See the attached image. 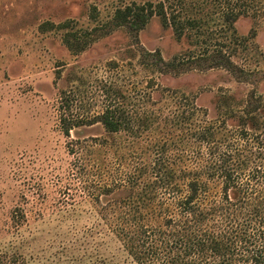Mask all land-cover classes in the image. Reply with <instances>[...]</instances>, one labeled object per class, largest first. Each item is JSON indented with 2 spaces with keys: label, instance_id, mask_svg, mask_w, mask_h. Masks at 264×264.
Here are the masks:
<instances>
[{
  "label": "rangeland",
  "instance_id": "obj_1",
  "mask_svg": "<svg viewBox=\"0 0 264 264\" xmlns=\"http://www.w3.org/2000/svg\"><path fill=\"white\" fill-rule=\"evenodd\" d=\"M148 2L162 4L167 16L183 21L187 29L180 38L156 15L137 40L125 26L102 34L95 30L116 8ZM256 3L264 10V0ZM229 5L228 0H0V264H96L99 255L106 264H134L99 218L95 203L73 193L70 183L76 181L68 176L73 157L60 117L86 121L110 100L120 101V95L128 96L124 106L130 111H140L150 79L153 90L168 87L193 95L209 119L216 117L215 102L222 91L237 99L251 89L263 95L264 13L255 20L238 17L237 40L232 36L228 41L217 23ZM197 15L208 22L200 27L206 35L191 42L186 19ZM69 33L77 38L75 49L84 45L82 50L66 46L63 39H73ZM214 42L223 43L236 64L258 74L249 83H238L225 68L161 74L138 61L141 48L157 49L170 61ZM153 97L158 98V91ZM184 125L191 126L190 119ZM157 130L149 139L162 134ZM181 130L176 129L174 139L182 137L175 141L185 146L172 153L191 168V135ZM101 135H106L102 126L94 124L73 129L70 139ZM113 137L120 143L132 138L128 133ZM209 185L218 192L219 183Z\"/></svg>",
  "mask_w": 264,
  "mask_h": 264
},
{
  "label": "trees",
  "instance_id": "obj_2",
  "mask_svg": "<svg viewBox=\"0 0 264 264\" xmlns=\"http://www.w3.org/2000/svg\"><path fill=\"white\" fill-rule=\"evenodd\" d=\"M228 1L233 5L220 11L217 25L231 41L238 17L255 20L264 10L256 7L257 0ZM154 15L163 26H171L177 38L187 29L176 15L167 16L162 4L148 2L116 8L95 30L102 34L125 26L137 40ZM207 23L202 15L186 19L191 42L206 35L200 27ZM69 35L73 39L64 38L66 46L82 50L84 45L74 47L79 46L73 43L75 34ZM223 46L209 43L170 61L157 49L141 48L138 61L161 74L225 68L238 83H249L257 69L236 64ZM153 86L150 79L140 111H130L124 106L128 96L120 95V101L110 100L86 121L61 115V131L69 138L67 151L73 157L68 175L76 181L70 183L73 193L95 203L99 218L134 264H264V94L251 89L237 99L222 91L215 102L216 117L209 119L193 95ZM152 104L157 109H149ZM94 124L106 135L70 139L73 129ZM160 128L161 138L149 139ZM177 128L191 135V168L180 154L172 153L185 146L175 141L182 137L174 139ZM121 133L132 138L120 143L113 135ZM209 183H219L218 192L210 191ZM96 264H106V259L99 255Z\"/></svg>",
  "mask_w": 264,
  "mask_h": 264
}]
</instances>
